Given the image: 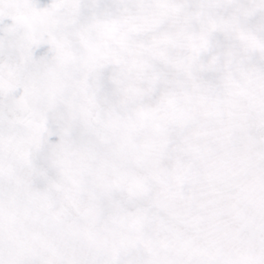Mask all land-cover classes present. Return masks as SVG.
Listing matches in <instances>:
<instances>
[{"label": "clouds", "instance_id": "9594fccd", "mask_svg": "<svg viewBox=\"0 0 264 264\" xmlns=\"http://www.w3.org/2000/svg\"><path fill=\"white\" fill-rule=\"evenodd\" d=\"M0 264H264V0H0Z\"/></svg>", "mask_w": 264, "mask_h": 264}]
</instances>
